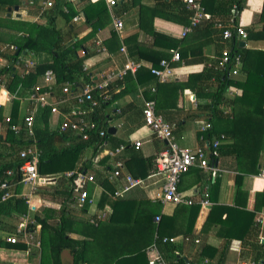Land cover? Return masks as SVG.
Listing matches in <instances>:
<instances>
[{
  "label": "crops",
  "instance_id": "0c3cea01",
  "mask_svg": "<svg viewBox=\"0 0 264 264\" xmlns=\"http://www.w3.org/2000/svg\"><path fill=\"white\" fill-rule=\"evenodd\" d=\"M90 1L96 2L98 0ZM104 1L106 3V0ZM13 2L14 6L4 11L5 17L24 22L47 24L46 13L40 15V7L35 2L30 0H13ZM56 3L62 6L67 2L57 1ZM70 3L78 12L86 5L87 0H73ZM154 4V0H117L114 6L108 8L109 23L87 44L88 53L86 52L87 57L84 59V72L89 74L91 83L95 84L100 81L102 74H115L121 71L127 60L131 63L139 64V69L148 70L150 66H153V62L158 56L162 55L163 59L170 60L173 53L177 52L180 56V61L172 63L173 76L160 85L158 90L160 92V102L157 105L164 109L166 114L170 115L171 122H166L171 127L172 135L177 145L181 148L194 149L201 146L199 132L206 122L204 120L191 121L185 117L187 114L196 113L199 105L208 103L210 94L194 92L195 82L190 81L188 78L201 73L205 68V61H216L220 57L221 50L225 46H230V43L226 42L224 44L223 42L222 44L219 36L212 35L210 30L208 31L203 27L181 38L182 30L187 25L185 24L186 20L182 16V11L178 9L173 0H167L166 4H164L166 14L174 18V20H167L163 16L157 17L155 15ZM15 7L18 8L17 11H15ZM62 11L64 14L67 13L66 8L63 6ZM17 14L19 18H16ZM111 14L123 22V29L119 34H116L117 38L113 42L109 40L114 32ZM236 24L241 26L246 34L249 32L253 33V36L247 40L236 38V44L238 43L239 47L244 49L238 53L241 61L244 59L243 53L245 50L264 52V0H245L244 8L238 14ZM54 26L62 39L63 45L69 43L72 36L82 38L89 32V27L85 24L81 14L75 15L71 22H68L64 16L59 14L54 20ZM154 35H158L157 41H155ZM174 43L176 45L173 47ZM241 43L244 44L243 47ZM8 46H1L0 51H8ZM102 49L105 50L103 51ZM121 49H124V52ZM47 57V55L39 56L32 52L24 53L20 56V62L14 64L12 72L18 76L25 77L37 63H41ZM193 60H198L199 62L189 63ZM30 63L34 64L32 68L27 67ZM7 65L11 64L0 57V71L4 70ZM208 65L209 63H207ZM0 78L5 80L6 85L5 75H0ZM232 78L243 80L244 76L238 72ZM75 81V87L73 86L74 84L69 83H64L60 86L56 84L55 79V83L52 85L53 96L50 99L51 104H55L59 99H66L67 101L62 105H57L59 112L55 114L50 112L49 107H43L42 109L47 108V114L45 117L42 116L43 118L40 117L41 124L37 120L38 126L39 124L43 126L45 122L50 132L59 131V126L64 119L63 114L68 113L76 105L72 98L62 93V89L67 86L74 87L76 92H78L88 83L82 76H78ZM115 83L121 84L115 87L113 92H109L108 87L107 101H112L113 95L117 96L125 89L127 92L108 104L107 109H99L98 106L93 119L102 120L101 118L104 117L106 120L103 119L102 121L107 127L115 129L113 136L121 142L120 146H125V150L116 157H111L109 153L118 148L115 147V142L113 144H105V147H101L96 152H94L92 146L83 150L78 148L74 151H68L61 160L64 170L50 176L40 175L43 178V182L38 184L33 193H30L29 189L22 186L14 188L12 193H17L16 197L24 199L25 195L30 194L28 201H26L28 212L25 216L15 215L12 218H1V263L40 264V256L37 249L30 248L27 250L25 245L24 249L15 248L5 242L6 237L14 232V226L19 224L22 217L33 222L31 227H33L32 229L39 240L42 234V227L36 221V218L46 221L48 225L53 227L61 225L63 220L67 237L73 240H82L87 237L85 235L90 233L93 227L107 222L111 217V205L103 202L102 194L110 196L111 201L118 202L158 201L156 197L161 191L162 181L154 174L156 171V160L159 153L166 149V142H161L156 137L144 124L142 116L144 102L149 98V94L152 95L149 89L154 87L157 81L153 79L144 85H136L130 80L125 81L122 79L112 84ZM36 86H44L43 75L39 77L37 84L30 89H23L20 85L19 89L16 90L15 98L10 99L8 102H6V97L0 94V103L2 105L0 107V160L2 161L0 166L6 163L11 164L17 160V155L8 154L10 153L9 146L2 143L5 140L7 128L3 119L7 115L11 116L12 106L14 101H16L19 109L18 118L16 119L17 124L21 125L24 116L34 109L35 121L38 115L37 110L41 108L34 107L27 99L32 89ZM241 95L249 98L256 97L254 93L230 88L227 98L232 99ZM226 108L228 111V107ZM261 113L264 117V106ZM178 120L180 121V126L175 129V123ZM213 130L217 137L222 138L221 142H230L229 135L233 132L231 125L219 124L214 126ZM67 134V138L59 146L69 149L76 145V142H72L70 137L77 136L72 133ZM22 137L26 139L24 133ZM137 141L141 142V147L134 149L133 143ZM134 156H136V160H131ZM145 159L151 160V163L146 162L148 173L143 177L142 174L145 171L143 160ZM116 160H121L124 164L123 175H128L134 179H142L143 184L122 192L123 187L126 185L125 180L123 178L110 179ZM230 165V159L226 160V167L223 166L221 168L219 161L215 164L218 169L214 177L217 183L215 187L209 186V173L195 168H192L181 177L179 191L184 196L191 198L194 203L200 205V201L204 200V194L208 195L209 206L205 208L200 206L191 232V236L195 237V239L191 240L190 243L182 241L186 237L182 234L187 221L185 215L174 212L175 206L161 204V215L165 214L171 218L170 224L163 230L164 232L173 233L174 236L172 237L177 239V255L182 256L189 264L200 261V245H205L208 249H212V253H214L212 260L205 258L210 260L211 264H215L220 258V253L226 250H228V253L225 264L252 263L250 251L242 240L246 232L243 224L248 228L249 223L245 219L242 220V217L239 219L238 215L229 220L228 226L220 225L217 219L218 216L214 217L211 223H206L212 206L219 205L238 211L254 213V222L258 218L262 219V223L257 224L255 227L259 229L260 241L264 239V196L260 195L264 192V179L254 174H247L239 178L236 172L228 168ZM259 167L261 171H264V151L260 157ZM69 172L84 173L94 179L92 183H87L84 187L89 200L84 206L79 205L78 202V190L81 188L76 178L65 176ZM103 180L107 182L103 184ZM238 188H240V192H238ZM111 190L114 191L113 194H110ZM116 193H118L117 196L115 195ZM177 208L181 209V207ZM141 218L142 216L137 217L136 220L138 221ZM224 218L225 216H223ZM97 219L101 220L98 221L97 226H92L90 221ZM228 228L231 229L227 230ZM108 235L114 236L113 231L108 233ZM230 237L233 239L229 240ZM194 241H198V243ZM178 249L181 250V253L178 252ZM210 252L211 250H208L209 256L212 255ZM61 262L62 264L73 263L72 255L68 250L61 252Z\"/></svg>",
  "mask_w": 264,
  "mask_h": 264
},
{
  "label": "trees",
  "instance_id": "16d2710c",
  "mask_svg": "<svg viewBox=\"0 0 264 264\" xmlns=\"http://www.w3.org/2000/svg\"><path fill=\"white\" fill-rule=\"evenodd\" d=\"M115 2L117 3V0ZM154 2L153 9L157 17L163 16L167 20H174V18L166 14L164 4H166L167 0H154ZM173 2L182 11V16L186 20L185 24H188L190 12L186 9L185 4L182 0H173ZM201 4L205 13L208 15V19L202 21L193 31L203 27L208 31L210 30L212 35L219 36L222 44L223 42L224 44L226 42L230 43V46H225L221 50L220 56L224 50H228L231 57L238 55L239 51H243L244 49L240 48L238 43L236 44L237 37L235 35L231 39L224 40L223 32L227 29L233 30L237 26L236 20L238 14L244 8L245 0H202ZM13 6V0H0V47L3 45H13L16 47L15 52L0 51V57L11 64L0 71V75H5L7 80L5 86L11 93H17L16 90L19 89L20 85L26 90L32 88L37 84L39 77L47 70H51L54 73L56 84L60 86L64 83H69L74 84L73 86L75 87V80L78 76H82L87 82L90 81L89 74L84 72V59L88 53L87 44L110 21L109 9L104 0H98L96 2L87 0L86 5L78 12L70 2H67L62 5L67 10L66 14L63 13L62 6L56 3L51 10L46 12V25L5 17L4 11ZM59 14L64 16L68 22H71L75 15L81 14L85 24L89 27V32L82 38L72 36L71 41L63 45L62 39L59 37L58 31L54 26V20ZM217 25L221 27L219 28ZM114 33H112L109 39L111 42L117 38L116 33ZM252 36L253 33L249 32L245 40ZM154 37L155 41H157L158 35H154ZM175 45L176 43L173 44V47ZM16 52H19L18 56L15 55ZM28 52L39 56L47 55L48 57L41 63H37L25 77L14 74L12 72L14 64L20 62V56ZM80 53L82 54L80 55ZM152 53L156 54L155 52ZM243 54L244 59L241 61V67L237 71V74L240 72L244 76L243 80L232 78L235 76L229 70L232 68V62L221 69L217 65V60L205 61V68L201 73L189 76L188 79L195 82L194 92H206L210 94V100L206 104L199 105L196 113L187 114L185 117L191 121L204 120L208 124L209 128L202 133L199 132V136H203L210 145H212L214 140L220 142L217 149L218 156L213 160V165L219 161L221 168L223 166L226 167V160L230 159L231 165L228 168L236 172L239 178L247 174L259 175L261 172L259 167L260 157L264 151V117L261 115L264 106V52L245 50ZM162 59V55L158 56L153 62V66L157 67ZM192 62L199 61L193 60L189 63ZM207 63H209L208 66ZM153 79L155 80L156 78L150 74L149 70L143 68L138 69L133 76L131 73H127L123 77V80H130L136 83V85H144ZM119 84L121 83L111 84L109 86V92H113ZM161 84L157 81L155 85L157 93L149 94L147 100H154L157 113L161 114L165 121L170 123V115L166 114L165 110L157 105L160 102V92L158 90ZM230 88L254 93L256 97L249 98L241 95L229 99L227 98V93ZM125 92H127L126 89L121 91L117 96L113 95L112 101L110 102L104 99L105 95L103 93L95 91L93 95L99 101V109H107L108 104L114 102V100L122 96ZM226 107H228V111ZM37 111V119L35 118L34 121V134L35 145L38 150L37 171L41 176H50L58 173L61 160L68 151H74L78 148L83 150L92 146L94 152H96L101 147H105V144H113L116 142L114 144L115 147H119L121 144L113 135L107 133V126L102 121L105 119L103 117L101 118L102 120L98 118L96 120L94 119L100 129L105 132L103 137H100L98 133H92L87 141H81L80 137L71 136L70 140L76 142V145L69 149L62 148L59 144L67 138L66 136L68 134L66 135L59 131L50 132L45 122V125H40V117L46 116L47 108H41ZM18 113V102L14 101L11 111L13 123H17ZM95 115L93 114L92 118H95ZM37 120H39V126ZM219 124H229L233 127V132L229 135L230 142H221L222 138L214 134V126ZM175 126V129L180 126L179 120L176 121ZM4 139L2 141L3 145L9 146L10 153L8 154L17 155V160L11 164L6 163L0 166V179L5 178L4 173L7 170L18 169L20 165L18 159L19 151L24 146H29L28 144L32 142L31 139L25 141L23 137L18 140L9 130L8 126ZM131 160H136V156L132 157ZM147 161L149 164L151 163L149 159L143 160V166L145 168L142 174L143 177L148 173L146 169ZM215 179L213 181V177L209 175V186L215 187L217 185ZM106 182V180H103V184ZM238 190L240 192V188ZM113 193L114 191L111 190L110 194ZM1 194L2 191H0V196ZM12 194L11 198L5 202H0V225L2 223L1 218H12L15 215L25 216L28 212L26 200L16 197L17 193ZM260 195L263 197L264 192ZM102 196L103 202L111 205V217L107 222L93 227L91 232L85 235L87 237H84L82 240H73L67 237L63 220L61 225L59 224L53 227L48 225L46 221L36 218V221L42 227V234L39 240L40 249H38L40 264H62L61 252L64 250H68L71 253L73 258L72 264H149L147 248L154 242L155 235L161 239L174 236L172 232L168 233L163 230V228L170 224L171 218L165 214L161 215L162 206L159 201L118 202L111 201L108 195L102 194ZM175 207L174 212L184 214L187 220L182 234L189 237L190 240H194L195 237L191 236V232L199 213L200 205L194 203L190 207ZM177 207H181V209ZM157 215L160 216L159 223H155L153 220ZM236 215H238L237 217L239 219L242 217V220L245 219L249 223L248 228L243 224L246 232L242 240L243 244L250 251L251 262L253 264H264V246L259 239V229L255 227L257 224L254 222V213L238 211L219 205L212 206L206 223H211L212 219L218 216V223L228 226L229 220ZM141 216L142 218L137 221L136 218ZM223 216H225L224 219ZM229 229L231 228L227 230ZM112 231L114 236H109L108 233ZM231 239L233 238L230 237L229 240ZM157 243L161 254L164 255V258L169 264H186V260L182 256L174 255V252H177L176 244H161L160 241ZM14 247L25 248L21 244L15 245ZM178 250L181 253V250ZM208 250H211L210 253H212V249H208L205 245H200V261L194 264H200L205 258L212 260L214 253L209 256ZM227 253L228 250L220 253V258L215 264H225ZM0 264L7 263L0 262Z\"/></svg>",
  "mask_w": 264,
  "mask_h": 264
},
{
  "label": "built area",
  "instance_id": "2783aa9c",
  "mask_svg": "<svg viewBox=\"0 0 264 264\" xmlns=\"http://www.w3.org/2000/svg\"><path fill=\"white\" fill-rule=\"evenodd\" d=\"M35 2L40 7V15H43L47 11L51 10L57 1H65V2H73V0H30ZM116 0H106V4L108 8H111L115 5ZM185 4L186 9L190 12L189 23L183 28L181 33V38L186 37L190 34L195 27L200 25V23L206 19H208V15L205 13L204 8L201 4V0H182ZM111 22L116 34H119L123 29V22L120 19L115 18L112 14ZM76 21V19H74ZM217 27H221L217 25ZM235 35L237 38L245 40L247 38V34L245 30L237 25L233 28V30H225L223 32V39L228 40L231 39ZM7 50L10 52H15L16 47L13 45H9ZM103 51L105 49H102ZM124 52V49H121ZM180 56L177 52L173 53L170 60L163 59L160 61L158 67L150 66L148 68L150 74L154 76L158 83H164L167 79L173 76V68L172 63L179 62ZM230 62H232L231 74L236 75L238 69L241 67V59L239 55L230 56L228 50H224L221 56L217 59V65L219 68H225ZM34 66L33 63L27 65V67L32 68ZM140 68L139 64L131 63L127 60L122 70L115 74H102L100 77V81L95 84L89 81L86 83L80 91L76 92L74 87H65L62 89V93L65 96H69L72 98L76 105L70 109L68 113L63 114L64 119L59 126V132L63 134L72 133L78 137H80L81 141H87L92 133H98L100 137L105 135V132L100 129L98 123L94 121L92 115L97 110L99 106V101L94 97L93 93L95 91L103 93L105 95L104 99L108 98V87L117 80H122L123 77L127 73H131L134 75L138 69ZM43 82L44 86H36L30 92L29 98L27 101L33 105L34 107H49L50 112L55 114L58 113L59 110L57 105L64 104L66 99H59L55 104H51L52 94V85L55 83V75L51 70H47L43 74ZM149 92L154 94L156 92V87H151ZM0 94L6 97V102L10 101V99L15 98V93H10L6 86L5 80L0 78ZM0 107H2L0 103ZM34 110L29 111L26 116L21 121V125L17 123H13L12 117L7 115L4 117V123L8 126L9 130L20 140L22 138V134L24 133L26 139L28 141L31 139V143L29 146H24L19 153L18 159L20 161V165L17 170H7L4 173V179H0V191L2 194L0 196V202H5L7 199L12 197V192L14 188L22 186L29 189L30 193H33L38 184L43 182V178L40 177L37 171V161H38V150L35 145V134H34ZM142 116L144 124L156 135V137L161 142H166V149L159 153L158 158L156 160V171L155 176H158L162 181L161 191L157 194L156 200H158L162 205H174V206H186L190 207L194 204V201L184 196L179 191V183L181 177L187 174L192 168L201 170L203 172L209 173L213 179L218 169L213 165V160L218 156L217 149L220 145V142L214 140L212 145H210L203 136H200L201 146L188 149L181 148L175 142L171 127L165 121L164 117L157 113L156 103L154 100H145L144 106L142 109ZM209 128L208 124H205L200 128V132H204ZM100 129V130H99ZM134 149H139L141 147V142L137 141L133 143ZM125 150V146H119L115 151L110 152L109 155L111 157H116L122 151ZM124 168V164L121 160H116L114 163V170L110 179L123 178L125 180L126 185L123 187L122 192H126L133 187H137L143 184L142 179H134L128 175H123L122 171ZM17 176V177H16ZM67 177H75L78 182L79 187L78 190V202L79 205L84 206L89 202L88 194L84 189L87 183L93 182V177L88 176L84 173H75L69 172L66 173ZM260 178L264 179V171H261L258 175ZM17 180H15L16 178ZM15 178V179H14ZM116 196L118 193L115 194ZM30 194L25 195L24 200L28 201ZM208 195L204 194V200L200 201V206L202 208L208 207L209 203L207 201ZM91 220L90 224L92 226H97L98 221ZM160 217L155 216L154 222L159 223ZM256 224H261L262 219L258 218L255 220ZM33 222L27 220V218L22 217L20 219L19 224L16 226L13 233H10L5 242L9 245H25L27 250L32 249H40V241L39 238L35 235L34 230L31 228ZM158 241L161 244H176L177 239L174 237H164L160 238L155 235L154 242L147 248V254L149 256V264H169V262L164 258V255L161 254ZM184 243H190L189 237H184L182 239ZM198 243V241H194ZM177 252H174V255H177ZM175 264V263H173ZM200 264H211V262L207 259H204L200 262ZM253 264V263H249Z\"/></svg>",
  "mask_w": 264,
  "mask_h": 264
},
{
  "label": "water",
  "instance_id": "95a60500",
  "mask_svg": "<svg viewBox=\"0 0 264 264\" xmlns=\"http://www.w3.org/2000/svg\"><path fill=\"white\" fill-rule=\"evenodd\" d=\"M17 10H18V8L15 7V11H17ZM16 18H19V15L18 14L16 15ZM241 46L243 47L244 44L241 43ZM15 55L18 56L19 55V52H16ZM107 133L109 135H113V134H115V129L113 127H107ZM261 244L264 246V239L261 240ZM186 264H189V263L186 261Z\"/></svg>",
  "mask_w": 264,
  "mask_h": 264
},
{
  "label": "rangeland",
  "instance_id": "374dc122",
  "mask_svg": "<svg viewBox=\"0 0 264 264\" xmlns=\"http://www.w3.org/2000/svg\"><path fill=\"white\" fill-rule=\"evenodd\" d=\"M45 15H46V14H45ZM1 162H2V161L0 160V163H1ZM63 170H64V165H61V166H60V170H59V172H60V171H63ZM140 186H141V185H140ZM137 187H139V186H137Z\"/></svg>",
  "mask_w": 264,
  "mask_h": 264
}]
</instances>
